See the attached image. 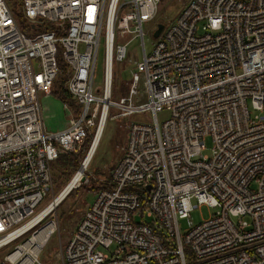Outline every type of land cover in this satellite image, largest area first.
<instances>
[{"label": "built area", "instance_id": "1", "mask_svg": "<svg viewBox=\"0 0 264 264\" xmlns=\"http://www.w3.org/2000/svg\"><path fill=\"white\" fill-rule=\"evenodd\" d=\"M162 1L18 0L20 22L0 0V264H43L60 226L59 203L47 211L54 199L38 210L54 187L52 163L113 110L149 122L128 125L121 160L54 264H264V0H190L148 50L144 24ZM131 35L142 60L114 97V63ZM60 58L80 112L53 131L40 98L52 94ZM201 205L216 212L195 224Z\"/></svg>", "mask_w": 264, "mask_h": 264}, {"label": "rangeland", "instance_id": "2", "mask_svg": "<svg viewBox=\"0 0 264 264\" xmlns=\"http://www.w3.org/2000/svg\"><path fill=\"white\" fill-rule=\"evenodd\" d=\"M14 8H20L18 0H10ZM190 2V0H163L159 5L158 14L154 20L148 21L144 24V40L148 50H151L152 45L158 40L154 36V31L159 23H163L166 26L174 22L179 16L184 7ZM201 29V24L199 32ZM202 33V32H201ZM123 42H127V55L124 60L114 63V82H113V96L120 97L128 93L130 89V81L133 77V72L137 71L136 63L142 60L143 50L141 46V39L133 38V36H127L123 39ZM104 73V39H102L101 46L98 54V66L96 81L98 86H102ZM58 89V86L56 87ZM139 95L144 99V85L141 80L138 86ZM41 105L47 109L44 115L45 125L49 129H55L58 127L56 121L68 120L70 122L72 115H77V106L74 102L71 106L68 104L66 111L64 107L66 102L60 101L54 95L41 96ZM63 102V103H62ZM42 107V108H43ZM113 110L111 115L107 119L104 130L97 147L94 158L90 162L89 166L85 169L82 177L76 184V187L71 190L69 195L64 198L62 203L57 206V217L59 216V230L52 235L51 239L47 242L44 250L40 254V261L43 264L58 263V252L61 250V245L66 246L70 240L71 235L74 233L81 221L86 209L93 203L98 192L102 187V183L107 180L112 174L113 170L121 160L125 148L128 143V125L137 122L145 121L149 122L146 113H138L131 116H117ZM170 116V111L164 109L158 113V119L160 123H163ZM96 134V133H95ZM95 134L93 137H95ZM92 137V140L94 138ZM205 148L203 149L204 155H211L212 148L214 147L213 139L210 135L205 136ZM93 143V141H92ZM92 146V144H91ZM90 146V148H91ZM89 148V150H90ZM89 152V151H88ZM88 154V153H87ZM54 172V171H53ZM77 174V173H76ZM75 174V175H76ZM83 184V187L79 186ZM254 187L256 185H253ZM60 187L55 186L52 192L46 196L45 200L39 206L38 210L44 208L55 196L61 194ZM59 193V194H58ZM216 212V209L208 205H201L194 209L192 212V219L195 224L200 223L204 219H208ZM180 228L182 234H185L188 228L187 220L180 219Z\"/></svg>", "mask_w": 264, "mask_h": 264}, {"label": "trees", "instance_id": "3", "mask_svg": "<svg viewBox=\"0 0 264 264\" xmlns=\"http://www.w3.org/2000/svg\"><path fill=\"white\" fill-rule=\"evenodd\" d=\"M15 11H16V14L18 15L19 21L23 22L22 14L18 12V8H15ZM23 29L27 30V27L25 24H23ZM59 65L62 69V72L58 74V76L55 79L52 94H54L61 101L68 103L70 106L74 104L75 102L77 109H79V111H77L76 113H79L80 104H78L73 99L72 95L70 94V92L68 91L66 87V82L69 78V73H70L69 67L61 58L59 59ZM57 86H58V89H56ZM92 137H93V133L89 134L85 138L84 142L79 146L76 152L70 153V154H63L58 159H56V161L52 163V168L54 171L55 186L60 187L59 192H62L64 190V188L68 185V183L72 180V178L81 168L82 163L92 144V141H93ZM110 178H111V175L104 182L109 181ZM80 187H83V184H81L79 188ZM55 213L56 215H58L56 211ZM58 219H59V216H58Z\"/></svg>", "mask_w": 264, "mask_h": 264}, {"label": "bare ground", "instance_id": "4", "mask_svg": "<svg viewBox=\"0 0 264 264\" xmlns=\"http://www.w3.org/2000/svg\"><path fill=\"white\" fill-rule=\"evenodd\" d=\"M109 88V86H108ZM110 88H112V85L110 86ZM108 119V118H107ZM106 119V120H107ZM104 120L102 121L99 130L96 132L92 146L88 152V154L86 155L81 168L79 169V171L77 172V174L72 178V180L68 183V185L64 188V190L61 192L60 195L55 196L53 199V204L50 205L47 209V211L51 210L56 204H60L62 203V201L64 200L65 197H67L69 195V193L71 192V190L73 188L76 187V184L78 183V181L80 180V178L82 177L83 172L85 171V169L89 166L90 162L92 161V159L95 156V153L97 151V147L99 145L103 130H104ZM58 204V206H59ZM46 211V212H47ZM48 229H46L45 231H43L38 238L41 239V241H45L48 237Z\"/></svg>", "mask_w": 264, "mask_h": 264}, {"label": "crops", "instance_id": "5", "mask_svg": "<svg viewBox=\"0 0 264 264\" xmlns=\"http://www.w3.org/2000/svg\"><path fill=\"white\" fill-rule=\"evenodd\" d=\"M52 95H54V94H52ZM55 96V95H54ZM46 97H48V96H46ZM61 101V100H60ZM63 103V102H62ZM43 107V106H42ZM64 107V106H63ZM47 109L45 108V112H47L46 111ZM64 110L66 111V109L64 108ZM42 112H43V115H45V112H44V107L42 108ZM56 123L58 124V127H56L55 129H49L48 127V129L49 130H53V131H56V130H60V129H62V128H65L67 125H68V123H69V121L68 120H59V121H56Z\"/></svg>", "mask_w": 264, "mask_h": 264}, {"label": "water", "instance_id": "6", "mask_svg": "<svg viewBox=\"0 0 264 264\" xmlns=\"http://www.w3.org/2000/svg\"><path fill=\"white\" fill-rule=\"evenodd\" d=\"M164 27H165V24L159 23L157 29L154 31V36L159 37Z\"/></svg>", "mask_w": 264, "mask_h": 264}]
</instances>
